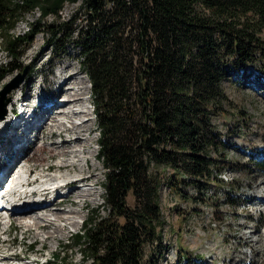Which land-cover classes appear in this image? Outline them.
<instances>
[{
    "label": "trees",
    "instance_id": "trees-1",
    "mask_svg": "<svg viewBox=\"0 0 264 264\" xmlns=\"http://www.w3.org/2000/svg\"><path fill=\"white\" fill-rule=\"evenodd\" d=\"M79 1L0 0V38L11 60L39 33L58 58L69 44L81 49L107 216L87 218L73 248L91 264H159L168 249L161 186L185 202L187 186L196 191L193 201L204 200L211 185V193L226 189L219 173L230 144L212 120L227 101L224 82L250 67L264 72V0H82L87 18L77 31L76 14L57 19L66 3ZM35 10L56 22L38 21L13 36ZM257 165L264 168V160ZM233 193L224 195L232 207Z\"/></svg>",
    "mask_w": 264,
    "mask_h": 264
},
{
    "label": "rangeland",
    "instance_id": "rangeland-1",
    "mask_svg": "<svg viewBox=\"0 0 264 264\" xmlns=\"http://www.w3.org/2000/svg\"><path fill=\"white\" fill-rule=\"evenodd\" d=\"M75 14L77 22L74 27L77 31L81 30L87 18L86 6L82 0L76 4L66 3L57 21H67ZM38 21L41 26H45L52 25L56 19L47 17L40 20L39 11L35 10L22 17L11 34L15 37L21 36ZM46 39V34H37L32 44L21 51V57L11 60L4 50L5 43L0 38V74L5 73L0 78V101L6 104L4 108H1L0 104V121L17 113L23 93H27L25 95L28 98L23 102H27L24 105H29V111L38 112L41 107L48 105L50 96L57 87L54 83V75L60 73L61 67L72 64L80 70L79 78L84 81L86 94L82 107L90 116L83 121L91 123L92 132L89 136L95 139L93 149L97 157L99 134L92 107L93 101L90 97V84L80 65L81 49L76 44H69L67 53L58 58L55 50L47 45ZM13 66L20 68L13 73L6 72ZM223 88L227 101L219 114L213 117L212 122L221 138L230 144L227 154L228 163H224L219 173V177L223 180L222 185L226 189H214L211 193L214 187L211 185L204 200L193 201L196 191L191 186H187L184 189L191 199L185 202L174 195L166 185L161 186L160 206L165 221L163 238L168 249L159 264H182L181 256H186L192 264L197 262L199 264H264V168L257 165V162L264 160V72L250 67L244 76H233L224 82ZM12 97L17 99L14 105L10 106L8 104ZM57 98L59 97L55 100ZM56 107L62 108L59 104ZM56 113L58 112L54 114ZM64 121L68 124L66 120ZM73 121L77 124L80 122L76 119ZM63 139V136L54 139L40 138L39 143L33 144L32 150L28 153L29 165H37V167L42 165L38 169L47 170L48 166L56 164L60 159L54 157L53 152L47 149L51 150L50 145L62 146ZM10 151L8 148L5 154L0 153V158L2 157L0 167L7 163L8 158L9 162L13 159L12 154L9 156ZM96 157L92 163L100 170L98 176L101 186L90 189L97 193V200L94 205L77 215L75 227L63 231L61 242L54 241L48 245L34 242L30 235L25 238L21 231L12 228L8 237L3 236L8 242H2L3 239H0L1 259L6 255L22 253L29 260L35 258L43 260L48 257L53 264H91L89 261H84L78 248H73L72 236L74 232L82 229L81 223L87 218L107 216L103 189L106 170L102 161ZM20 158L23 156L21 155ZM4 160L5 163L2 164ZM64 172L52 173L60 176L66 173ZM36 173L40 174V171ZM71 176L73 175L67 177ZM226 191H234L232 194L234 196L231 197L235 200L234 207L227 204L228 201L224 198ZM58 197L61 196L58 194ZM247 236H251L252 240L246 242ZM256 238H259L258 242ZM13 240L15 242L10 244L9 241ZM31 243L35 244L31 252H28ZM40 256L42 258H39Z\"/></svg>",
    "mask_w": 264,
    "mask_h": 264
},
{
    "label": "bare ground",
    "instance_id": "bare-ground-1",
    "mask_svg": "<svg viewBox=\"0 0 264 264\" xmlns=\"http://www.w3.org/2000/svg\"><path fill=\"white\" fill-rule=\"evenodd\" d=\"M79 72L80 70L72 64L61 67L59 75H54V83L57 87L52 92L48 105L41 107L38 112L29 111V105H24L27 102H23L28 98L25 95L27 93H23L17 113L0 121V153L5 154V150L9 148L11 150L9 156L13 155L10 162L9 158V160L6 158L7 163L5 160L3 161L2 164H5L0 167L1 178L9 173L40 171V174L36 173L38 176H35L30 182L27 181L33 185V190L36 191H40L43 182H53L57 179L66 181L64 188L57 190L61 197L55 198L54 196V200L48 198L49 191L43 190L40 192V196L43 197L42 202H38L35 198L25 199L27 196L13 202L7 217L8 221H4L5 218L0 216V239H3V236L8 237L13 228L21 231L25 238L30 235L34 242H41L44 245L54 241L61 242L63 231L75 227L77 215L94 205L97 200L98 195L95 191L91 189L84 191L79 187L81 184L76 185L78 181H84L93 189L101 186L98 176L100 170L97 165L92 163L96 157L93 149L95 139L89 136L92 126L91 123L83 121L90 114L82 107L86 89L84 81L79 78ZM56 97L59 98L55 100ZM16 99L17 97H12L8 105L13 106ZM61 102L64 103V107H56ZM55 112L58 113L54 114ZM73 119L79 120V124L74 123ZM58 120H66L68 124L59 123ZM61 136L64 137L62 146L53 147L50 145L51 150L47 149L53 152L54 157L60 159L56 164L48 166L47 170H39L38 168L42 165L38 167L29 165L30 156L28 153L32 150L33 144H38L40 138L54 139V137ZM21 155L23 158H20ZM54 171L60 173L65 171L66 173L60 174L58 178L57 174L53 175ZM66 175L73 176L68 178ZM69 207L71 209H68ZM246 238V242L252 240L251 236ZM256 241L258 242L259 238H256ZM2 242H8V240L5 238ZM13 242L15 240L9 241L10 244ZM20 258L21 254L6 255L2 259L0 258V264H18L15 261H19ZM24 262L38 264L34 259H27ZM24 262L20 264H24Z\"/></svg>",
    "mask_w": 264,
    "mask_h": 264
},
{
    "label": "water",
    "instance_id": "water-1",
    "mask_svg": "<svg viewBox=\"0 0 264 264\" xmlns=\"http://www.w3.org/2000/svg\"><path fill=\"white\" fill-rule=\"evenodd\" d=\"M0 104H1V108L3 107L4 108V106L6 105L5 103H4V101H0Z\"/></svg>",
    "mask_w": 264,
    "mask_h": 264
}]
</instances>
